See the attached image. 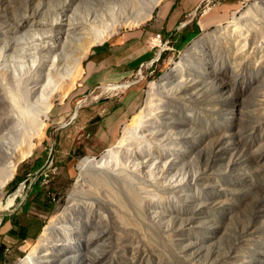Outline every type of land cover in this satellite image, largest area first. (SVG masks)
<instances>
[{"label": "rangeland", "instance_id": "1", "mask_svg": "<svg viewBox=\"0 0 264 264\" xmlns=\"http://www.w3.org/2000/svg\"><path fill=\"white\" fill-rule=\"evenodd\" d=\"M115 1L0 0V79L6 86L25 88L33 80L45 62L40 46L48 47L52 36H60V42L48 51L51 58L65 55L61 67L82 60L76 81L67 87L71 89L53 101L32 153L0 190V264H18L28 256L51 216L67 203L79 162L116 144L140 111V125L113 164L147 199L142 207L133 206L111 173L92 169L87 185L127 207L119 214L134 224L118 227L96 202L89 219L104 223L87 229L88 242L74 253L79 263L264 264V52L252 53L264 43V23L247 27L255 35L244 52L240 41L224 39L208 46V68L196 69L199 83L174 84L170 90L183 100L162 92L148 96L150 83L193 39L234 19L246 27L234 16L253 8L255 0H161L150 18L109 33L101 19ZM64 18V25L56 27V20ZM94 21L100 29L91 26ZM196 22L200 33L177 46L180 35ZM89 26L110 35L89 41L96 32ZM62 45L68 51H61ZM15 62L22 64L20 87L7 69ZM116 84L121 86L114 88ZM97 175L106 179V186L94 179ZM171 183L178 184V191L165 188ZM89 253L97 259L91 262Z\"/></svg>", "mask_w": 264, "mask_h": 264}, {"label": "bare ground", "instance_id": "2", "mask_svg": "<svg viewBox=\"0 0 264 264\" xmlns=\"http://www.w3.org/2000/svg\"><path fill=\"white\" fill-rule=\"evenodd\" d=\"M146 1L147 3H150V7H147L146 6L147 4H145V2H142L141 0H121V1L118 0L119 3L118 2L116 3L115 1L117 5L113 6L112 8L109 7L110 9H107L109 10V15L104 17V19L103 17L101 19L103 20V23H105L104 25L106 24L108 25L107 29L105 28V31L112 33L111 31H113V29L114 31H116L115 27L140 23L146 20L147 18H150L155 8L161 2V0H146ZM254 2H255L254 7L256 8V10L255 9L254 10L257 12L252 11L254 7L252 8L251 7L252 5L251 6L249 5L252 8V10L250 9V7H247L245 10H242L239 13V16H234V18L236 19L239 17L241 18L240 20L245 21L246 27H242L240 23L234 19L228 21L226 25L217 26L218 28L216 30L205 32L201 34L199 37L193 39L192 42L188 46H186L183 52L179 55V58L160 77V79L150 83L148 96L156 97V95L159 92H162L164 94L165 93L167 94L165 95L167 98H171V99L176 98L179 100L181 99L183 100V98L179 96L178 93L171 94L170 90L172 88H175L173 86L174 84H178L181 86V84L183 83H188L191 87V86H195L196 85L195 83H199L201 76L200 74L197 75L196 69H202L206 71V69L208 68L209 64L204 63V61L207 60L206 50L208 46H210L211 44L214 43L220 44L219 42L224 39L226 40L228 39V41H236V43L240 41L238 42L240 43L238 45H241V42H244L243 43V52H244L247 49V44L249 43L248 41H250L251 36L255 35V33L251 35V31H249L250 29L247 27H250V25L254 26V24L257 22L264 23V5H263L264 0H258V1L255 0ZM111 3L113 4L114 2ZM259 3L261 4L259 5ZM103 4H107V3H103ZM104 9L106 10V7ZM102 13L106 14L104 12ZM89 16L88 19L90 20V22H92L91 21L92 18H89ZM107 17L110 18V21L109 19H106ZM64 21H66L65 18L61 20L60 19L56 20L57 23L55 22V26L60 27V25H64ZM96 21H94L95 24L93 22L92 25L91 24L90 25L99 28L98 23L97 26H95ZM69 24L77 25L78 23L69 22ZM70 25L67 26L69 27ZM93 27H90V30L92 31L93 29V31L94 30L96 31V32L92 31L93 32L92 34L95 35V37L92 36L93 39L90 38L89 41L94 40V42L96 43V41L97 42L101 41L102 38L104 40L107 37L105 35L109 34L105 31L100 32L99 31L100 28L96 30V28ZM69 28L71 30L70 33L74 32L71 29V27ZM90 30L87 29L86 31L89 32ZM61 31L62 29L59 30V35L63 34V32ZM256 31L259 32L258 29H256ZM103 36H105V38ZM59 37L55 38L52 36L51 38H48L50 42L48 47L50 45L58 46L55 43L60 42ZM258 39L256 38V40ZM94 42L92 41V43ZM254 42L256 43L257 41L254 40ZM89 43L88 44L86 43L87 44L86 46H89L90 48L91 44L89 45ZM67 46L68 45H62V47L60 46L59 47L60 50L62 51V48L63 49L66 48L67 50ZM40 47H43V50L45 52L44 53L45 62L43 63H45L47 66L45 68L42 63L37 70L38 72L36 74L37 77L35 75L36 78L35 77L32 78L33 80L29 78L28 80H31L32 82L26 81L27 84L25 88L24 87L9 88V86H6V84L2 81V79H0V190L3 189V187H5L7 183L10 180H12V178L15 176L16 168L20 163V161L25 156L30 155L32 153L35 145L34 140L36 137L40 135V133L44 128L46 119L49 116V111L52 108L51 106L53 101L56 99L64 98L66 92L69 89H71L67 87L72 86V84L76 81V78L78 76L77 72L80 69L79 67L81 66L80 62L82 60L80 61V58L76 56V58L78 59H76L77 61H75V63H71L70 65L68 63L65 67H61L65 55L63 56L62 54L59 53L58 55L57 54L53 55V58H51L52 56H50V52L48 51L47 45L44 44V46L41 45ZM59 47L57 48L58 50ZM83 48L86 50L88 47L86 48L83 47ZM247 52H250L249 54H251L250 50L249 51L247 50ZM263 52H264L263 42L259 43L257 46L254 47V52L252 51L254 55H260ZM54 53L55 52H53V54ZM82 53H84V56H86L85 52ZM42 57H44V55ZM83 57H81V59ZM207 58L209 57L207 56ZM46 61L48 63H46ZM199 62L203 64L202 67L199 66L198 64ZM16 63L17 62H15L12 66L8 65V67L7 66L6 67L7 69H9V72L12 73L11 77L13 78V80L17 79L18 85L16 86L20 87L23 86L21 85L23 83L20 82L18 78V74H19L18 67L20 68V66H22V64L23 63L25 64L26 62L23 61L22 64H18V63L16 64ZM81 70H83V68ZM29 71L27 73H29ZM3 73L5 74L4 71ZM8 77L10 78V75ZM13 80L12 82L15 81ZM172 91H174V89ZM142 112L143 111H140L138 114L134 116L133 123L128 124V126L125 125L122 137L119 139V141L116 144L105 149V151L99 157L86 156L79 162V167H78L79 175L73 188L69 192L67 203L63 206L60 212L55 213L54 215L51 216V218L44 227L41 235L38 237L36 244L33 246L28 256L23 260H21L18 264H80L79 261L76 259L77 257L74 256V253L76 251L82 250L84 248L85 242H88L86 241L87 229L93 227V225L101 226V223H104L101 220L100 221L95 220V222H93L91 221V219H89L90 215L93 213L92 207L96 202L98 203V201L99 204H102L104 208L107 209V211L110 213L111 219H114L119 223L118 227L129 228L131 227L132 224H134L132 223L130 225V223L126 221L125 218H123V215L119 214L120 213L119 210L126 211L127 207L125 208L122 203H120L116 199L114 200L113 199L114 197L110 199L111 196H109L110 198L109 197L104 198L100 196L97 190L93 186H91V184H89L88 186L87 183H90L91 181V179H89L90 177L89 174L92 169L93 170L100 169L102 171H106L107 175L109 172L114 176L115 181L119 183V185L125 192L127 199L129 200V203L139 208L140 206L141 207L143 206L144 201H146L147 198L143 194L142 188L139 186L136 187V184L132 180L126 179L125 176H123V171L121 169L116 168L115 164H113L114 161L118 158L121 149L124 147V145L127 143V141L131 138V136L135 133L138 126L140 125L141 117L143 115ZM94 179L98 183L105 184L106 186V182H104L106 180L105 178L101 179L99 178V175H97L94 177ZM163 185L164 184L162 183V186ZM177 187L178 184L171 183L170 185H168V187L165 188L167 190L169 189L173 191H178ZM102 218L106 219L107 217L104 215L102 216ZM109 230L111 229H108V231ZM105 233L107 232L105 231ZM96 257H98L96 253H91V254L89 253L88 259L91 262H93L95 259H97ZM227 262L228 264H231L230 260H227Z\"/></svg>", "mask_w": 264, "mask_h": 264}, {"label": "trees", "instance_id": "3", "mask_svg": "<svg viewBox=\"0 0 264 264\" xmlns=\"http://www.w3.org/2000/svg\"><path fill=\"white\" fill-rule=\"evenodd\" d=\"M200 25L196 22L192 30H185L178 39V45L182 46L185 42L190 41L193 37L200 33Z\"/></svg>", "mask_w": 264, "mask_h": 264}, {"label": "crops", "instance_id": "4", "mask_svg": "<svg viewBox=\"0 0 264 264\" xmlns=\"http://www.w3.org/2000/svg\"><path fill=\"white\" fill-rule=\"evenodd\" d=\"M119 85H120V84H116V85H113V87H115V86L118 87ZM116 87H115V88H116ZM106 149H107V148H106Z\"/></svg>", "mask_w": 264, "mask_h": 264}]
</instances>
